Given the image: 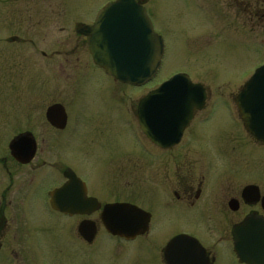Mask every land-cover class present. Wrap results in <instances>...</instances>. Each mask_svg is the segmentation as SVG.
I'll list each match as a JSON object with an SVG mask.
<instances>
[{
	"label": "rangeland",
	"instance_id": "obj_1",
	"mask_svg": "<svg viewBox=\"0 0 264 264\" xmlns=\"http://www.w3.org/2000/svg\"><path fill=\"white\" fill-rule=\"evenodd\" d=\"M108 1L111 0H0V159L6 160L14 171L16 184L42 180L40 184L46 186L50 179L41 178L45 168L39 170L38 165L51 156L59 160L66 155L69 164L87 180L99 181L104 187L105 181L111 184L114 180L126 185L125 181L131 178L130 169L122 168L125 176L118 170V176L102 177L112 158L121 163L127 159V151L135 148L132 127L126 122L128 114L121 103L131 114L147 90L183 72L208 89L212 105L233 102L255 69L264 65V22L246 25L243 30L221 19V27L211 29L207 25L205 29L204 16L195 12L186 17L188 23H179L182 21L179 17V24L160 23L156 27V33L165 35L166 51L163 66L151 83L141 88L112 84L97 72L84 38L77 34V25L92 24ZM175 9L191 11L182 2H177ZM175 9L168 6L167 15L175 18ZM13 36H18L21 42H11ZM239 36L243 38L238 39ZM110 90L115 93L116 101L110 98ZM55 102L65 104L70 115L64 135L52 129L45 118L47 107ZM221 114L224 116L218 120ZM236 121L239 122L238 117ZM221 124L230 126L229 147L233 151L226 152L222 164L229 170L232 185L249 181L257 176V171L264 183V148L256 146L246 130L231 126L224 108L218 110L214 120L215 127ZM26 130L34 132L41 152L32 163L34 168L21 169L11 160L9 143L14 135ZM209 133L219 132L212 129ZM214 158L210 163L213 166L219 164ZM155 164L151 163L150 171ZM3 173L0 169V183L6 181ZM145 177L143 174L135 177L134 186L137 183L141 186V181L151 185L156 182L150 176ZM119 190L125 192L122 188L111 193L103 187L98 192L101 197L124 199L126 194ZM150 190L157 199V190ZM134 195L150 207L151 202L142 198L139 190ZM173 226L158 215L151 235L134 241L130 248L117 244L109 250V255L113 249L117 250L115 261L110 262L101 253V246L98 255H86L81 264H162L161 249L170 239L169 229ZM60 250H56L54 259L59 264H73L65 261V253Z\"/></svg>",
	"mask_w": 264,
	"mask_h": 264
},
{
	"label": "flooded vegetation",
	"instance_id": "obj_2",
	"mask_svg": "<svg viewBox=\"0 0 264 264\" xmlns=\"http://www.w3.org/2000/svg\"><path fill=\"white\" fill-rule=\"evenodd\" d=\"M136 2L145 9L155 29L160 23H188L186 17L189 13L195 12L204 16L205 29L207 25L211 29L215 26L221 27L223 19L230 25H238L243 30L246 25L256 26L264 22V0H136ZM177 2H182L191 11L175 9ZM168 6H173L175 9V18L167 15ZM179 17L182 21L178 23L177 18ZM84 26H89V24L77 25V34L84 38L89 50L88 37L79 32ZM212 33L211 30L210 35ZM159 34L164 38L166 51L165 35ZM239 38L243 37L239 36ZM9 40L14 43L21 42L18 36H13ZM42 54L44 57L48 56L46 53ZM93 62L98 67L97 72L102 73L112 84L116 82L131 86L109 76L94 60ZM158 87L159 85L147 90L138 99L131 114L123 103L118 101L122 104L121 108L125 114H128L129 119L126 122L132 127L134 136L132 144L135 148L127 151V159L125 158V161L121 163H118L116 158H112L113 161L105 166V174H102V177L110 174L118 176V170L125 176L123 169H130L131 178L125 181L126 185L114 180L111 184L105 181L104 187L99 181L97 183L89 181L69 164L66 155L59 160H53L51 156V159L38 165L39 170L45 168L42 170L45 174L40 173L41 178L44 176L45 179H50L46 186L40 184L42 180H37V182L29 180L24 185L16 184L14 171L6 160L0 159V169L4 170L3 174L6 178L4 183H0V264H59V260L54 259V254L59 249H62L60 251L65 253L66 258L65 256H58V258H65L67 263L73 261V264H81V261L86 259V255H98L101 246H103L101 253L113 262L116 260L117 250L113 249L111 255H109V250L116 248L117 244L129 245L128 248H130L134 241L151 235L158 215L174 224L169 229L170 239L161 249L162 264H168L166 246L177 236L195 238L201 245V248H194L191 245L190 249L185 250V247L184 251H178L175 259L179 261L185 260L186 263L189 261V264H247L240 261L235 251L233 230L249 219L264 221V183L260 172L257 171V176L249 181L232 185L229 170L225 169V165L222 164L226 152L233 151V148L229 147L230 126L227 128L223 124L214 126L218 110L224 108L231 126L236 128L240 126V130H246L237 103V96L241 90L235 94L233 102L221 101V103L212 105L209 101V91L204 86L206 100L201 107L193 110L187 125H184L182 129L178 143L163 146L151 140L149 135L142 130L137 115L140 100ZM109 96L112 100H117L112 90L109 91ZM53 104H62L65 107L67 124L63 129L54 127L47 119V109ZM47 109L45 118L49 126L62 135L66 134L64 132H67L70 118L66 105L55 102ZM178 113L179 117H183L189 114L190 110L184 108ZM222 116L224 115L221 114L217 119L219 120ZM237 117L239 122L236 121ZM212 129L218 130L219 133H209ZM219 130H226V132ZM27 134H30L36 143V153L31 161L22 163L12 155L10 144L18 137ZM250 137L256 146L264 148V143L251 135ZM243 139L245 141V138ZM9 152L11 160L21 169L34 168L32 163L40 155L41 145L34 132L21 131L10 140ZM212 157H215L214 159L219 162L220 166L210 164ZM153 162L156 164L150 171ZM155 168L158 170H154ZM70 173L74 174L80 182H73V186L64 196H56L57 191L69 183L70 178L67 174ZM142 174L143 177L147 175L145 178L150 176L156 182L151 185L150 182L143 184L141 181V186L139 183L134 186L135 179L139 175L142 177ZM247 186L258 187L257 195L253 191L252 195L245 197L243 193ZM101 187L109 192L125 188V192L119 191L126 194V197L124 199L101 197L102 195L98 192ZM150 188L157 190V199L154 198V193ZM137 190L139 194H142V198L151 202L150 207H147L143 200L136 199L134 193ZM54 196H56V207L52 202ZM112 204H130L148 213L150 220L147 231L131 240L109 232L103 221V214L105 207ZM155 206L160 209L157 211L153 208ZM83 222L94 225L95 231L92 239L87 238L80 231Z\"/></svg>",
	"mask_w": 264,
	"mask_h": 264
},
{
	"label": "water",
	"instance_id": "obj_3",
	"mask_svg": "<svg viewBox=\"0 0 264 264\" xmlns=\"http://www.w3.org/2000/svg\"><path fill=\"white\" fill-rule=\"evenodd\" d=\"M79 32L88 37L89 50L95 63L122 83L144 85L155 77L161 66L163 38L155 32L145 9L136 0L108 3L98 13L95 23L84 26ZM205 100L206 91L202 84L192 82L186 73L176 74L140 100L137 115L141 128L159 145L178 143L193 110L201 107ZM237 103L247 131L264 143V65L257 68L245 83L237 96ZM184 108L189 109L190 113L179 117L178 111ZM46 116L56 128L63 129L67 124V113L62 104L51 105ZM10 150L18 161L28 163L35 156L36 143L27 134L13 140ZM67 176L69 183L58 190L56 196H64L73 182H80L72 173ZM258 190V187L247 186L243 195L247 197L253 191L257 195ZM56 196L52 201L55 207ZM149 220L148 213L130 204L109 205L103 214L108 231L128 240L144 234ZM80 231L92 239L95 227L92 223L83 222ZM233 238L240 261L264 264V221H245L233 230ZM191 245L201 248L195 238H173L165 250L168 264H189V261L186 263L185 260L175 259V255L178 251H184L185 247V250L190 249Z\"/></svg>",
	"mask_w": 264,
	"mask_h": 264
}]
</instances>
